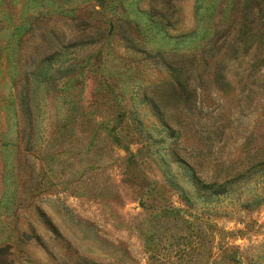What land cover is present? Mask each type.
<instances>
[{"label":"rangeland","instance_id":"374dc122","mask_svg":"<svg viewBox=\"0 0 264 264\" xmlns=\"http://www.w3.org/2000/svg\"><path fill=\"white\" fill-rule=\"evenodd\" d=\"M0 264H264V0H0Z\"/></svg>","mask_w":264,"mask_h":264},{"label":"trees","instance_id":"16d2710c","mask_svg":"<svg viewBox=\"0 0 264 264\" xmlns=\"http://www.w3.org/2000/svg\"><path fill=\"white\" fill-rule=\"evenodd\" d=\"M256 164V163H255ZM256 169V168H255ZM256 171V170H255Z\"/></svg>","mask_w":264,"mask_h":264}]
</instances>
